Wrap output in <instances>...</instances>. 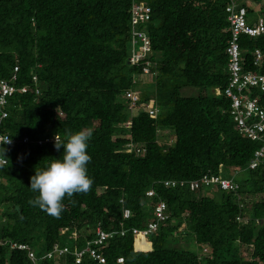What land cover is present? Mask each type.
Here are the masks:
<instances>
[{
	"label": "trees",
	"instance_id": "trees-1",
	"mask_svg": "<svg viewBox=\"0 0 264 264\" xmlns=\"http://www.w3.org/2000/svg\"><path fill=\"white\" fill-rule=\"evenodd\" d=\"M247 2L262 5L257 17ZM139 4L149 8L150 19L134 25L131 10ZM231 4L246 9L248 24L264 21V0H0V79L16 89L6 98L0 126V135L12 140L0 142V158L7 160L0 165V264H34L27 250L12 244L28 246L37 264H76L73 251L85 248L98 225L118 230L126 208L124 228L143 229L155 222L159 202L166 219L148 243L140 238L136 251L131 232L113 235L98 247L106 264H264V167L249 168L264 142L242 132L224 94ZM132 30L150 42L152 93L138 90L142 62L128 63ZM237 43L242 72L264 76V34H240ZM255 50L262 53L257 63ZM137 87L139 103L152 94L155 116L143 110L131 116L119 101ZM184 89L193 91L184 95ZM242 93L263 100L264 108L257 86ZM67 129L91 130L87 174L93 183L86 194L65 196L54 217L29 203L38 195L30 178L38 165L62 158L53 137L64 141ZM162 131L171 134L170 143ZM128 145L140 152H127ZM203 175L237 187L203 186ZM166 181L176 185L166 187ZM191 182L199 188L191 190ZM150 189L152 197L146 196ZM72 232L77 237L66 244ZM79 264L98 263L85 256Z\"/></svg>",
	"mask_w": 264,
	"mask_h": 264
},
{
	"label": "built area",
	"instance_id": "built-area-1",
	"mask_svg": "<svg viewBox=\"0 0 264 264\" xmlns=\"http://www.w3.org/2000/svg\"><path fill=\"white\" fill-rule=\"evenodd\" d=\"M227 13V21L230 25V31L232 34V41L227 49L228 54V62L227 68L230 73L229 84L228 87L224 90V94L226 97L232 100V111L231 113L234 115L235 120L238 123V127L242 130L243 133L246 134L250 139H256L258 141L264 142V108L263 100L262 103H259V100H249L246 96L243 95V90L246 88L250 89L251 86H257L260 89V92H264V76L255 75L251 73H243L242 68L240 67L241 56L239 45L237 43L238 37L240 34H245L250 37H257L261 34H264V21L263 18L258 17L256 24L250 25L247 22V11L243 7L236 8L235 5L231 4L226 8ZM131 18L132 24L137 23H145L150 19V10L144 4L134 5L131 10ZM132 49L131 54L128 59L130 65H136L140 61L146 59L151 55L150 51V42L145 35L144 32L138 30H132ZM140 43V47L138 51L135 50V45ZM262 57V53L260 50H255L254 52V62L257 63L260 61ZM149 61L146 63V66L143 69V74L149 73L148 66ZM17 72V67H14V73L11 77V80L14 81L16 78L15 73ZM10 80H1L0 79V126L2 120L7 116L6 112H4L3 107L6 103V98L11 96L16 90L10 84ZM236 91L237 94H234L233 91ZM21 92H26L25 88L21 89ZM37 92V91H36ZM125 98L127 99V107L131 111V113H136L141 110L139 106V97L136 93L131 91L126 92ZM135 110L134 112H132ZM149 115L155 116L158 113L156 108H149L147 110ZM251 116L255 117V120L252 123L247 124L246 120H248ZM125 127H129L130 123L127 122L124 125ZM5 138L8 136L0 135V142L4 143ZM55 136L53 137V141L55 142ZM26 141V138L23 139ZM49 138H44L43 142H49ZM12 144V143H11ZM41 144V141H39ZM135 150L136 153L140 152V149H134L132 145H128L127 152H131ZM0 160H2L0 158ZM258 166L264 167V145L254 152L253 158L249 163L250 169H255ZM201 182L203 186L210 187L213 185L219 186V188L223 190H233L237 187L235 183L229 180H224L218 176L213 175H203ZM185 182H180L179 186L185 185ZM176 182L166 181L164 182V186H175ZM191 190H196L199 188L198 182H191L188 184ZM154 191L152 189L148 190L146 196L152 197ZM120 203L123 205L124 202L120 199ZM165 209V204L163 202H159V204L155 207V222L149 221L143 229L131 228L129 230L124 228L123 221L129 219L130 210L123 208L122 209V222L119 223V229L116 231L106 232L99 225L95 228V237L90 241L86 242L85 248L81 250L75 249L73 251L75 263L79 264L85 256L89 259L96 261L98 264H106L105 258L99 252L100 249L98 247L102 246L104 242L108 239H111L113 235L124 236L126 233L131 232L134 237V243L137 239L146 238L157 230L158 222L164 221L166 219V215L163 213ZM71 237L75 239L77 234L72 232ZM11 248H17L20 250H27L28 258L34 263L37 264L38 258L35 256V253L31 250H28V246L26 245H15L12 244ZM54 251H58L59 254L69 253V250L66 246L63 248H58L54 246ZM50 254H47L46 257H50ZM43 258V257H42Z\"/></svg>",
	"mask_w": 264,
	"mask_h": 264
},
{
	"label": "clouds",
	"instance_id": "clouds-1",
	"mask_svg": "<svg viewBox=\"0 0 264 264\" xmlns=\"http://www.w3.org/2000/svg\"><path fill=\"white\" fill-rule=\"evenodd\" d=\"M248 3L249 2H247V6L249 8L250 6ZM255 11L257 10L255 9ZM146 59L139 62H142L141 66L143 67L140 79L142 77L145 79L149 78L150 75V71L147 74H143V69L147 67L146 63L149 61ZM131 92L136 93L140 99L139 91L137 89L132 90ZM125 94L123 96L124 98ZM215 94L220 95V91L216 90ZM125 100L127 101L126 98ZM58 110L59 109H57V111ZM137 113L138 112L131 113L130 115L134 116ZM90 138V129H82L75 133H73L71 129H67L65 131L64 141L61 140V137L58 134L55 136L54 146L57 151L61 148L64 149L63 156L60 159L51 158L50 162L43 168L39 167V165L35 168V175L30 178V188L34 193H38V195L34 200L29 201L30 204L38 206L49 215L59 217L64 208L62 201L65 196L71 198L76 193L86 194L89 192L93 183L92 179L87 174V164L91 161V156L87 152L88 141ZM11 143V139L5 138L4 144ZM6 151L7 150L5 149V153ZM4 163H7L6 159L0 160V165ZM2 221L3 219L0 212V223Z\"/></svg>",
	"mask_w": 264,
	"mask_h": 264
},
{
	"label": "rangeland",
	"instance_id": "rangeland-1",
	"mask_svg": "<svg viewBox=\"0 0 264 264\" xmlns=\"http://www.w3.org/2000/svg\"><path fill=\"white\" fill-rule=\"evenodd\" d=\"M249 4V6L251 7V8H253V9H256L257 11L253 14V18H255V17H257L258 15H259V10H260V6H262L261 4H255V3H251V2H249L248 3ZM264 5V4H263ZM140 43H137L136 45H135V50L136 51H138V49H139V47H140ZM152 78H141L139 81L141 82L140 84V88L138 89V87L136 88V89H138V90H140L141 89V87H147L149 90H150V92L152 93V80H151ZM151 85V86H150ZM189 90H192L193 91V89H184L183 91H182V94H184V95H187L188 93H189ZM192 91H190V92H192ZM119 101H121V102H123V103H127V101L125 100V98L124 97H121L120 99H119ZM140 105V107H141V110H143V111H147L149 108H152V107H156V102H155V100L154 99H152V94H151V97H150V99H149V101H147V102H141V103H139ZM128 108V107H127ZM135 110H133L132 112H134ZM129 113L131 114V111L129 110ZM163 133L165 134V137H166V142L167 143H170L171 142V140H173V138H172V136H171V134L167 131H163ZM160 137H162L163 138V135H161ZM243 175H239V176H237V179L239 178H241ZM183 227V226H182ZM182 227L179 229V231H181V229H182ZM66 242V244H73V238L71 237V236H69V238H66V240H65ZM146 241H147V239H146ZM146 241H142V243H146ZM181 244H185V242H184V240H181Z\"/></svg>",
	"mask_w": 264,
	"mask_h": 264
},
{
	"label": "crops",
	"instance_id": "crops-1",
	"mask_svg": "<svg viewBox=\"0 0 264 264\" xmlns=\"http://www.w3.org/2000/svg\"><path fill=\"white\" fill-rule=\"evenodd\" d=\"M140 240H141V239H140ZM137 241H139V239H137L136 242H137ZM142 241H144V240L142 239ZM136 242H135V243H136ZM146 243H147V242H146ZM149 246H150V244H149ZM149 250H150V249H149Z\"/></svg>",
	"mask_w": 264,
	"mask_h": 264
}]
</instances>
